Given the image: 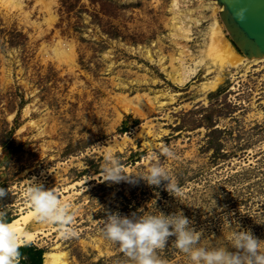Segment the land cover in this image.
<instances>
[{
    "label": "rangeland",
    "instance_id": "obj_1",
    "mask_svg": "<svg viewBox=\"0 0 264 264\" xmlns=\"http://www.w3.org/2000/svg\"><path fill=\"white\" fill-rule=\"evenodd\" d=\"M180 1L179 9L199 20L190 41L177 39L196 68L183 85L157 62L164 56L169 66L176 54L171 0L0 4V188L8 192L0 214L12 221L32 209L29 181L54 188L70 205L77 235L65 238L35 218L27 231H41L32 244L44 253L58 245L67 264H129L101 235L106 212L182 211L209 246L227 236L224 218L264 240V224L257 223H264V63L245 75L242 68L225 72L216 90L204 89L216 70L192 59L205 48L212 10L201 14L198 2ZM164 146L175 158L161 153ZM106 147L128 175L165 165L173 194L166 181H105ZM174 240L157 256L164 264H189Z\"/></svg>",
    "mask_w": 264,
    "mask_h": 264
},
{
    "label": "clouds",
    "instance_id": "obj_2",
    "mask_svg": "<svg viewBox=\"0 0 264 264\" xmlns=\"http://www.w3.org/2000/svg\"><path fill=\"white\" fill-rule=\"evenodd\" d=\"M106 148L108 150L102 166L105 181L119 183L140 179L157 187L166 181V190L172 194L175 191L165 165L154 162L141 174L128 175L115 150ZM160 151L168 158H175V153L167 146ZM7 194L0 188V199ZM25 196L40 223L57 226L65 238L77 235L76 229L70 227L73 223L70 205L60 199L54 188L45 189L42 184L29 181ZM99 207L102 209V206ZM224 226L227 227V236L223 235L222 239L209 246L201 242L202 232L191 226L182 211L170 215L160 211L148 214L140 211L131 216L106 212L100 232L107 241L118 245L129 264H164L156 253L165 247L169 237H175L174 246L187 257L189 264H264V240L256 238L250 230H242L236 222L229 223L227 218H224ZM19 260L17 233L5 216L0 214V264H19Z\"/></svg>",
    "mask_w": 264,
    "mask_h": 264
},
{
    "label": "bare ground",
    "instance_id": "obj_3",
    "mask_svg": "<svg viewBox=\"0 0 264 264\" xmlns=\"http://www.w3.org/2000/svg\"><path fill=\"white\" fill-rule=\"evenodd\" d=\"M182 1L185 2L186 0ZM190 1H196L199 3L201 14L202 11L206 12L205 10L211 9V14L213 16V22L208 28L205 48L201 50L200 58L192 59L194 64H209L210 67H207L208 72L210 68L216 70V75L202 84L204 89L207 88V91L216 90L222 82L225 72L242 68L244 72L243 75H245L249 72L251 67L259 63H264V58L249 59L245 56H241L238 51H236L228 40V32L225 30L226 28H224L225 26H223L224 24L220 18L219 13L222 12L224 8L223 6H218L216 0H187L186 2ZM180 2V0H171L172 16L171 25L169 26L171 31L170 35L174 37L176 41L178 38L190 41L191 24H198L199 20L192 18V10H186L185 12L181 11L179 9ZM0 4L17 6L20 5V2L19 0H0ZM216 15L219 18H216ZM173 45L176 54L170 56V65H165L164 56H159L157 62L160 64L161 70L165 72L169 79L177 85H183L195 74L196 68L191 69L190 65L188 66L186 62V53H189V51L186 50L184 46H181L178 41L173 42ZM60 49L59 51L61 53L66 51V49H62V47ZM146 53L149 55L150 51L147 50ZM124 99L126 100V98ZM125 138L126 136L123 137V140H125ZM34 219V212L32 209H29L26 212L21 211L17 218L9 222L17 233L18 246L32 243L39 239V235L41 234L40 230H34L32 232L27 231V228ZM42 264H67L66 254L60 250L58 245H55L50 251L44 253Z\"/></svg>",
    "mask_w": 264,
    "mask_h": 264
},
{
    "label": "water",
    "instance_id": "obj_4",
    "mask_svg": "<svg viewBox=\"0 0 264 264\" xmlns=\"http://www.w3.org/2000/svg\"><path fill=\"white\" fill-rule=\"evenodd\" d=\"M231 44L246 58H264V0H216Z\"/></svg>",
    "mask_w": 264,
    "mask_h": 264
},
{
    "label": "trees",
    "instance_id": "obj_5",
    "mask_svg": "<svg viewBox=\"0 0 264 264\" xmlns=\"http://www.w3.org/2000/svg\"><path fill=\"white\" fill-rule=\"evenodd\" d=\"M11 222V220H8ZM19 264H42L44 252L35 247L32 243L19 246Z\"/></svg>",
    "mask_w": 264,
    "mask_h": 264
}]
</instances>
